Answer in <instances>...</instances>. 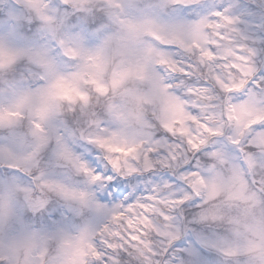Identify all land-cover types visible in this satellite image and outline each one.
I'll return each mask as SVG.
<instances>
[{
  "label": "snow or ice",
  "instance_id": "6c2138e0",
  "mask_svg": "<svg viewBox=\"0 0 264 264\" xmlns=\"http://www.w3.org/2000/svg\"><path fill=\"white\" fill-rule=\"evenodd\" d=\"M17 3L42 42L0 36V167L28 179L0 190V264H264L256 6L218 0L184 20L168 10L198 0ZM53 199L63 218L17 226L18 202L42 213Z\"/></svg>",
  "mask_w": 264,
  "mask_h": 264
},
{
  "label": "rangeland",
  "instance_id": "374dc122",
  "mask_svg": "<svg viewBox=\"0 0 264 264\" xmlns=\"http://www.w3.org/2000/svg\"><path fill=\"white\" fill-rule=\"evenodd\" d=\"M245 3L254 4L256 6L257 12L252 13L247 9H244V14L251 17L255 16L256 19H264V0H244ZM55 3V0H52ZM233 3L237 2V0H232ZM218 3V0H198V6L195 8H191L189 11L184 12L182 10H168L169 16L173 18L179 19H189L197 16L198 14H205L207 11L212 10L214 4ZM10 34L11 39L16 44L27 45L33 43L42 42V35L39 32L38 25L37 27H32V21L25 14L24 10L19 7L17 0H0V36ZM27 66L24 64L18 65L15 70L9 74L8 79L11 80L13 78H18L21 73L26 72ZM3 77H0L2 80ZM73 151H76L78 154L88 157L92 156L93 159L97 161L100 159L95 153L91 150L90 147H85L82 144H77L73 147ZM51 158V152H45L43 154L44 163H48ZM90 166L96 167L95 164L92 163L91 160L88 161ZM100 167L103 168V164H100ZM69 180L72 183L82 184L84 182V177L79 175H69ZM149 181L152 180L151 177L148 178ZM11 183H20L26 184L28 183L27 177L24 176L23 173L17 172L15 170H8L3 167H0V190H2L6 185ZM141 189H145L148 187V181L140 182ZM134 191V189H133ZM106 194L105 189H96L97 202L100 204L107 205L111 207L113 203H119L120 201H112L111 196L109 195V199H102ZM137 195L142 194L136 193ZM62 206L55 201L52 200L50 206L47 207L45 211L40 212H32L24 209L22 202L17 203V209L20 215V219L17 222V226L21 225H37L44 226L45 223H53L55 222V218H63L64 211L61 210L58 212V209H61ZM184 209L179 210V215L184 216ZM47 218V219H45ZM75 219L79 220V217H75ZM93 221L100 219L99 217H90ZM190 219V217H189ZM209 230L212 234L222 235L224 229L220 226H209V225H200L201 234H208Z\"/></svg>",
  "mask_w": 264,
  "mask_h": 264
}]
</instances>
